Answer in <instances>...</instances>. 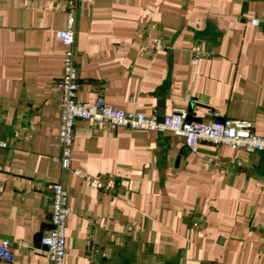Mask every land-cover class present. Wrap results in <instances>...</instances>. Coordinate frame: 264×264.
Wrapping results in <instances>:
<instances>
[{
  "label": "crops",
  "instance_id": "0c3cea01",
  "mask_svg": "<svg viewBox=\"0 0 264 264\" xmlns=\"http://www.w3.org/2000/svg\"><path fill=\"white\" fill-rule=\"evenodd\" d=\"M67 3L0 0V240L14 252L0 264H53L40 235L60 180L73 209L60 264H264V151L192 152L170 131L78 120L62 170ZM76 48L84 103L102 93L127 111L182 108L205 122L217 111L264 136V0H84ZM197 49L215 57L195 61Z\"/></svg>",
  "mask_w": 264,
  "mask_h": 264
},
{
  "label": "built area",
  "instance_id": "2783aa9c",
  "mask_svg": "<svg viewBox=\"0 0 264 264\" xmlns=\"http://www.w3.org/2000/svg\"><path fill=\"white\" fill-rule=\"evenodd\" d=\"M84 0H68L67 25L58 31L59 39L66 46L63 61V73L56 85L60 91L58 106L61 111L58 139L61 145V155L58 158L62 170L71 168L74 130L78 120H87L95 125L109 123L114 127H128L131 129L155 132L170 131L184 139L185 145L192 152H198L202 142H210L216 147L229 145L248 152L264 151V136L254 130V122L248 119L221 117L219 112L212 111L210 121H196L189 118L186 109L176 108L170 115L160 121L157 115H147L141 111H127L108 103L102 93L91 103H84L79 98V71L76 48V25L78 11ZM203 57H215L209 51L195 50L194 59L199 61ZM1 145V143H0ZM74 173L85 178L94 188L102 189L106 186L102 175H86L79 169ZM52 190V209L50 212V229L42 235L41 245L45 248L48 258L53 264H60L66 256V227L73 209L68 203V191L62 180L50 184ZM195 226L201 224V218L192 215ZM93 253L98 249L93 247ZM0 260L11 262L14 260L13 243L10 239L0 240Z\"/></svg>",
  "mask_w": 264,
  "mask_h": 264
},
{
  "label": "water",
  "instance_id": "95a60500",
  "mask_svg": "<svg viewBox=\"0 0 264 264\" xmlns=\"http://www.w3.org/2000/svg\"><path fill=\"white\" fill-rule=\"evenodd\" d=\"M164 102H162V104H163ZM157 114H158V119L160 120V121H163L164 120V117H165V111H164V109L162 108H160L159 110H158V112H157ZM190 118V117H189ZM192 120V119H191ZM50 227H51V225H50ZM42 233H41V235H40V238L42 237Z\"/></svg>",
  "mask_w": 264,
  "mask_h": 264
}]
</instances>
